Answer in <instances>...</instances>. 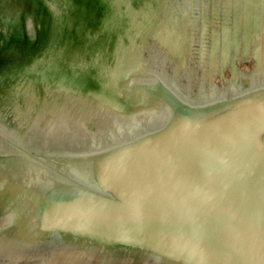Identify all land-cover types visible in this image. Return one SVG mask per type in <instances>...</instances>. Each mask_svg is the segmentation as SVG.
Masks as SVG:
<instances>
[{
  "label": "water",
  "instance_id": "water-1",
  "mask_svg": "<svg viewBox=\"0 0 264 264\" xmlns=\"http://www.w3.org/2000/svg\"><path fill=\"white\" fill-rule=\"evenodd\" d=\"M0 264H264V0H0Z\"/></svg>",
  "mask_w": 264,
  "mask_h": 264
},
{
  "label": "bare ground",
  "instance_id": "bare-ground-1",
  "mask_svg": "<svg viewBox=\"0 0 264 264\" xmlns=\"http://www.w3.org/2000/svg\"><path fill=\"white\" fill-rule=\"evenodd\" d=\"M173 8V7H172ZM168 9H169V6H168ZM178 11H175V13H177ZM176 18L175 19H173L172 18V20L173 21H171V17H170V15L168 16L167 14H166V16H164L163 17V19H162V21H160L159 23H161V25L162 24H168L169 25V27L171 28V26L172 25H175L176 24V26H179V27H181L182 26V22L183 21H185V19H186V16L185 15H182V14H177L176 16H175ZM183 20V21H182ZM186 22V21H185ZM173 27V26H172ZM214 56H212L211 57V59H214L213 58ZM203 58V57H202ZM206 58H204V60H205ZM192 60V59H191ZM254 80V78H251V81H253ZM225 86V85H224ZM226 87V86H225ZM197 101V99H194L193 100V103L194 102H196Z\"/></svg>",
  "mask_w": 264,
  "mask_h": 264
},
{
  "label": "rangeland",
  "instance_id": "rangeland-1",
  "mask_svg": "<svg viewBox=\"0 0 264 264\" xmlns=\"http://www.w3.org/2000/svg\"><path fill=\"white\" fill-rule=\"evenodd\" d=\"M252 68L251 64H248L247 66L243 67L242 70L245 72H248ZM225 77L228 79L230 77V74L228 72H225ZM217 82V81H216ZM190 90H193L194 93H196L195 88H191Z\"/></svg>",
  "mask_w": 264,
  "mask_h": 264
}]
</instances>
